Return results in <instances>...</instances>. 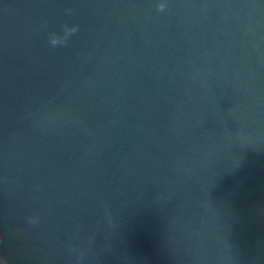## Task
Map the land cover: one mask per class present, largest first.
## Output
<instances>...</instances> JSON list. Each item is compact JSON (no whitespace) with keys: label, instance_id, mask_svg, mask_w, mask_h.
<instances>
[{"label":"water","instance_id":"95a60500","mask_svg":"<svg viewBox=\"0 0 264 264\" xmlns=\"http://www.w3.org/2000/svg\"><path fill=\"white\" fill-rule=\"evenodd\" d=\"M0 264H264V0H0Z\"/></svg>","mask_w":264,"mask_h":264}]
</instances>
